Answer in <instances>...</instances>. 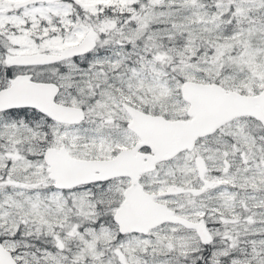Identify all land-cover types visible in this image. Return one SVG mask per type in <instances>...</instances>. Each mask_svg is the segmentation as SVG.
<instances>
[{"label": "snow or ice", "instance_id": "snow-or-ice-1", "mask_svg": "<svg viewBox=\"0 0 264 264\" xmlns=\"http://www.w3.org/2000/svg\"><path fill=\"white\" fill-rule=\"evenodd\" d=\"M0 264H264V0H0Z\"/></svg>", "mask_w": 264, "mask_h": 264}]
</instances>
